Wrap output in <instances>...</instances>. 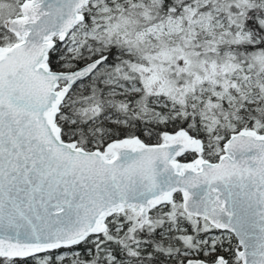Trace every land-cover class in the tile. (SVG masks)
I'll return each instance as SVG.
<instances>
[{"label": "snow or ice", "instance_id": "6c2138e0", "mask_svg": "<svg viewBox=\"0 0 264 264\" xmlns=\"http://www.w3.org/2000/svg\"><path fill=\"white\" fill-rule=\"evenodd\" d=\"M0 264H264V0H0Z\"/></svg>", "mask_w": 264, "mask_h": 264}]
</instances>
